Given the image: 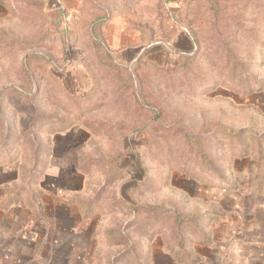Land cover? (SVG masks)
<instances>
[{"label": "rangeland", "instance_id": "obj_1", "mask_svg": "<svg viewBox=\"0 0 264 264\" xmlns=\"http://www.w3.org/2000/svg\"><path fill=\"white\" fill-rule=\"evenodd\" d=\"M0 212L61 264H182L263 217L264 0H0Z\"/></svg>", "mask_w": 264, "mask_h": 264}, {"label": "crops", "instance_id": "obj_2", "mask_svg": "<svg viewBox=\"0 0 264 264\" xmlns=\"http://www.w3.org/2000/svg\"><path fill=\"white\" fill-rule=\"evenodd\" d=\"M11 212L12 209L9 213ZM215 216H209V219H214ZM217 216L210 222L217 226L210 232L208 240L196 245L193 250L195 253L189 255L191 258L195 255L194 264H264V214L259 218L256 215H249L248 220L243 217L225 220L226 215L221 213ZM12 226L15 225L0 222V264H61L72 260L61 253L54 254L53 258L44 256L43 254L48 251L46 247L37 251L27 243V240L31 239L30 235L33 236L31 226H25L24 229H27L24 230L25 233L17 235L16 238L21 241L14 238L15 228ZM159 254L161 255L150 254L152 256L150 261H153V264H160L159 259H163L162 264L176 263L173 260L172 263L167 262L168 256ZM139 257L145 258L146 255L142 252ZM75 258H81V254L77 253ZM53 260H57L58 263Z\"/></svg>", "mask_w": 264, "mask_h": 264}, {"label": "trees", "instance_id": "obj_3", "mask_svg": "<svg viewBox=\"0 0 264 264\" xmlns=\"http://www.w3.org/2000/svg\"><path fill=\"white\" fill-rule=\"evenodd\" d=\"M28 59H30V57H28ZM40 121L43 122V119L44 121L45 120H48V116H44V117H40ZM37 121V118H31L29 123L28 124H33V125H36L34 124L35 122ZM47 122V121H46ZM229 131V130H228ZM12 200H9L8 202H11ZM160 216H157L156 217V222L153 221V222H150L151 224L152 223H158L160 221L159 219ZM136 221V222H135ZM145 221H141V220H133V221H130L128 222L127 224L130 225V224H135V226L137 227V229H142V224ZM170 223V228H172L175 232H174V235H177L176 233L178 231H182L180 228H182V226L186 225L185 230H191L193 232L197 231V221L194 220L193 222V218L192 216H188V215H184L182 213H176L173 215V221H172V224L171 222ZM127 227L125 226H118V225H115V226H112V227H108L107 228V231H106V236L112 240V242L116 245H124L125 248H124V254L127 255V257H131L133 259H135L134 262H137L138 263V258L141 254V247H140V244L138 241H134L130 238L129 236V232L128 231H125ZM183 228V229H184ZM178 236V235H177ZM209 238V236H207L206 238H204L203 240L204 241H207ZM178 241L177 243L181 246L183 244V242H189L187 239L185 238H177ZM178 252H180V254L178 255V260L180 262H187L188 264H194L196 262V258H191L189 257V253L186 252V250L184 249H178ZM117 255H120L119 253ZM115 259L117 257H114ZM113 258V259H114ZM120 259H124V256H120Z\"/></svg>", "mask_w": 264, "mask_h": 264}]
</instances>
